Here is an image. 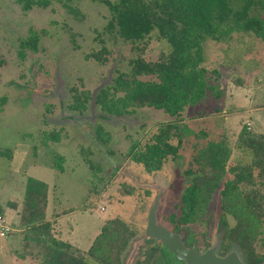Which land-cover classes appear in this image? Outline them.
<instances>
[{
  "label": "trees",
  "instance_id": "1",
  "mask_svg": "<svg viewBox=\"0 0 264 264\" xmlns=\"http://www.w3.org/2000/svg\"><path fill=\"white\" fill-rule=\"evenodd\" d=\"M22 12L34 7L46 8L52 0H14ZM65 0L67 9L77 10ZM104 4L110 11L105 32L134 43L144 40L152 31L168 44V51L155 60L142 56L143 48L128 60V71H116L110 84L92 91L80 85L69 88L71 101L67 108L83 114L91 100L108 116L123 117L142 107L162 110L169 117L151 127L143 125V134L130 140L125 157L140 164L148 173L163 169L179 155L183 143L194 139L193 154L183 170L184 186L174 211L165 216L171 231L181 235L186 247L202 252L213 244L212 235L222 232L218 254L236 251L244 264H264V133L247 125L241 127L232 143L226 136L208 139L203 130L188 126L183 116L187 106L203 103L207 98H220L222 74L203 64V41H230L235 32L252 33L264 43V0H91ZM48 30L29 27L18 39V57L40 50V41ZM101 47L85 54L86 60L101 65L108 61V49ZM5 60L0 54V68ZM241 84L243 80L234 79ZM6 98L0 99L1 105ZM50 109L47 108V111ZM63 129L43 131L39 141L59 142ZM95 139L106 144L111 135L102 125L95 128ZM249 152L246 162L233 161L234 150ZM10 149H0V156H9ZM86 151L85 161L96 172ZM65 158L53 151L49 166L64 171ZM121 191L133 193V187L121 183ZM49 186L28 177L22 199L9 200L6 207L17 211V221L6 234L17 236L11 253L16 261L31 264H126L134 243L143 237L132 264H186L178 260L157 239L138 233L124 219H106L90 245L82 249L60 237L57 218L74 208L53 211L47 215ZM218 202L216 227L214 204ZM81 207H92L93 201ZM20 204V209H18ZM0 205V216L5 218ZM145 232V231H144ZM142 235V236H141ZM144 235V236H143ZM5 236V237H6ZM211 236V237H210ZM91 262H90V261Z\"/></svg>",
  "mask_w": 264,
  "mask_h": 264
},
{
  "label": "rangeland",
  "instance_id": "2",
  "mask_svg": "<svg viewBox=\"0 0 264 264\" xmlns=\"http://www.w3.org/2000/svg\"><path fill=\"white\" fill-rule=\"evenodd\" d=\"M64 2L52 0L46 8L34 7L24 13L14 0H0V54L5 60L0 68V99L6 98L0 103V149L11 150L9 156H0V205L5 207V219L9 224L17 221V211L7 208V202L20 203L27 178L34 177L49 186L48 216L54 210L74 208L57 218L55 226L62 238L71 239L74 234L79 246L86 248L103 222L116 216L145 235L148 212L157 195V222L170 230L165 216L174 211L184 186L182 172L191 160L194 139L184 142L178 157L162 170L148 173L124 156L130 145L128 136L139 138L143 125L151 127L165 121L167 114L142 107L117 118L102 112L93 100L83 114L67 108L72 85L82 83L94 96L101 86L112 82L117 70H129L128 60L139 52L138 47L143 48L145 59L155 60L169 46L156 30L134 43L108 34L104 27L111 15L100 2H69L77 14L71 13ZM29 27L45 28L48 34L41 38L38 52H28L21 60L18 39ZM99 39L109 51L104 65L84 58L100 49ZM202 46L203 64L222 74L223 95L187 106L183 111L185 122L192 129L206 131L208 139L226 136L230 143L246 123L264 133V43L252 33L235 32L230 41L206 38ZM238 78L243 83L236 84L234 79ZM98 124L111 135L106 144L95 139ZM60 128L59 142L44 145L39 141L43 131ZM87 150L93 165H99L96 172L85 161ZM53 151L65 158L63 172L49 166ZM249 158V152L235 149L232 160L246 162ZM123 182L133 187L132 194L121 191ZM88 201L94 205L82 210ZM214 211L213 228L218 217L217 201ZM220 238L217 232L212 242ZM16 240L14 235L0 236V264H12ZM142 242L143 237L134 243L126 264H132Z\"/></svg>",
  "mask_w": 264,
  "mask_h": 264
},
{
  "label": "water",
  "instance_id": "3",
  "mask_svg": "<svg viewBox=\"0 0 264 264\" xmlns=\"http://www.w3.org/2000/svg\"><path fill=\"white\" fill-rule=\"evenodd\" d=\"M158 203L159 195L155 197L153 205L149 209L145 235L160 240L178 260L184 261L186 264H244L236 251H230L224 256L218 254L220 239L202 252H198L194 247H186L179 233L173 232L157 222Z\"/></svg>",
  "mask_w": 264,
  "mask_h": 264
},
{
  "label": "crops",
  "instance_id": "4",
  "mask_svg": "<svg viewBox=\"0 0 264 264\" xmlns=\"http://www.w3.org/2000/svg\"><path fill=\"white\" fill-rule=\"evenodd\" d=\"M54 211H56V210H54ZM59 233H60V231H59ZM73 235H72V238L71 239H67V238H63V239L70 241L72 244H74V245H76V246H78V247H80L82 249H85V247H82V246H79L78 245L79 240H76L75 236L73 238ZM60 237H61V234H60ZM88 245H90V240H89V244H87V247H88ZM31 263H32V261H30V260H26V261H16V260H13V262H12V264H31Z\"/></svg>",
  "mask_w": 264,
  "mask_h": 264
},
{
  "label": "built area",
  "instance_id": "5",
  "mask_svg": "<svg viewBox=\"0 0 264 264\" xmlns=\"http://www.w3.org/2000/svg\"><path fill=\"white\" fill-rule=\"evenodd\" d=\"M11 230L10 224L5 218L0 216V236H6V234Z\"/></svg>",
  "mask_w": 264,
  "mask_h": 264
},
{
  "label": "flooded vegetation",
  "instance_id": "6",
  "mask_svg": "<svg viewBox=\"0 0 264 264\" xmlns=\"http://www.w3.org/2000/svg\"><path fill=\"white\" fill-rule=\"evenodd\" d=\"M219 233V232H218ZM220 233H221V236H222V232L220 231ZM215 235V234H214Z\"/></svg>",
  "mask_w": 264,
  "mask_h": 264
}]
</instances>
